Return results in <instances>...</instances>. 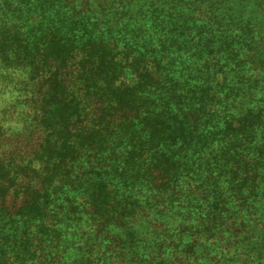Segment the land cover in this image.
<instances>
[{
  "label": "trees",
  "instance_id": "16d2710c",
  "mask_svg": "<svg viewBox=\"0 0 264 264\" xmlns=\"http://www.w3.org/2000/svg\"><path fill=\"white\" fill-rule=\"evenodd\" d=\"M0 264H264V0H0Z\"/></svg>",
  "mask_w": 264,
  "mask_h": 264
}]
</instances>
